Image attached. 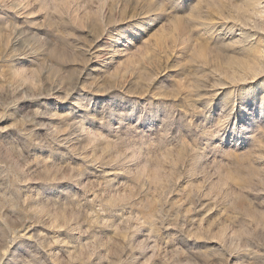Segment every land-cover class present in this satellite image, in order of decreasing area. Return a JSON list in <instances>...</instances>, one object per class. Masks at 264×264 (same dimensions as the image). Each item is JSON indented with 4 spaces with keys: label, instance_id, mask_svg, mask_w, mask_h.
<instances>
[{
    "label": "rangeland",
    "instance_id": "374dc122",
    "mask_svg": "<svg viewBox=\"0 0 264 264\" xmlns=\"http://www.w3.org/2000/svg\"><path fill=\"white\" fill-rule=\"evenodd\" d=\"M0 264H264V0H0Z\"/></svg>",
    "mask_w": 264,
    "mask_h": 264
}]
</instances>
